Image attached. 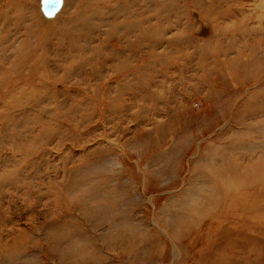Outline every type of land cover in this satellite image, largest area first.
Listing matches in <instances>:
<instances>
[{
    "label": "rangeland",
    "instance_id": "1",
    "mask_svg": "<svg viewBox=\"0 0 264 264\" xmlns=\"http://www.w3.org/2000/svg\"><path fill=\"white\" fill-rule=\"evenodd\" d=\"M61 2L0 0V78L20 69L21 55L38 53L40 30L50 25L58 35L47 59L60 66L23 92L43 104L32 100L23 114L16 106L18 121L1 138L0 159L18 166L0 172L17 181L11 187L8 178L0 198V255L16 244L39 249L36 262L45 264H196L231 221L260 238L264 0L108 9L95 33L80 25L84 53L56 47L66 29L60 19L70 18ZM108 18L110 26L100 21ZM182 136L189 140L172 149ZM250 240L244 258L260 261Z\"/></svg>",
    "mask_w": 264,
    "mask_h": 264
},
{
    "label": "bare ground",
    "instance_id": "2",
    "mask_svg": "<svg viewBox=\"0 0 264 264\" xmlns=\"http://www.w3.org/2000/svg\"><path fill=\"white\" fill-rule=\"evenodd\" d=\"M172 2L177 3L179 2V0H172ZM194 2H195V5L199 4L198 0H194ZM61 3L63 5L62 9L67 7L65 13L69 14L70 18L67 19L66 17H64L65 21L63 19H60V24L62 23L63 26H66V29L57 39L56 47L60 49L68 47V49L71 52L78 51V52H83V53L85 52L86 49L84 47L82 48L79 47L80 45H79V36H78V30L82 23H85L83 25L88 27L89 32L95 33L94 30L95 31L97 30V25H95V21H96V18H98L100 15L104 16L105 14H110V11L123 12L121 10H125L127 12H132L133 8H135L136 6H138V8L142 6L141 0H66V1L63 0V2ZM21 5L23 7V8L21 7V13L22 12L24 13L26 11L27 4L25 2L24 3L22 2ZM58 8L60 7L58 6ZM108 9L110 11H108ZM53 11H56V10H53ZM57 12L59 14L61 11L60 12L57 11ZM57 15L55 16V18L57 17ZM54 19H49V21L54 20ZM100 21L110 26V22H111L110 18L101 19ZM68 25H72L73 27L70 28ZM113 26L115 27L114 23H113ZM54 30H56L55 26H52V25L48 27L46 26L45 29H41L40 33L42 35H41V38L39 39L40 45L38 46L39 47L38 53L35 55H32V54H29L30 51H28V53L21 55L22 57L18 59L20 69L15 70L13 68L11 69V74L9 75L8 78H6L5 75H3L0 78V86L5 87L0 94V99L3 98L2 96L4 93L10 90V92H8L6 95V97L8 96L9 97L7 99L6 98L3 99L2 101L0 100V150L3 149L4 147V144H1L3 141L1 138L5 136L7 132H9L10 130L12 131L13 128L15 127V123H17L18 121V115L14 114V109H16V106H20L22 108V114H23L25 113V111H27V106L31 105L32 100L34 101L35 105L43 104V102L41 101L42 98H37L36 95H34V93L28 92L24 94L23 92L30 89V87L33 84V81H35L36 78L39 77L42 79L43 77L45 78L47 75L56 76V73L60 69L59 65L52 66L51 61L47 59L46 49L51 43L50 39L51 37L58 35V34L56 35L54 34ZM29 35L34 36V33L30 32ZM84 35H87V33H84ZM68 39H71V43H68V45H66L65 42H67ZM30 42H31V39L30 40L26 39V44L24 43L27 49L29 48V46L31 47ZM25 50L22 49L21 52L23 53ZM33 52L36 53V50H33ZM30 59H32L33 62H31ZM90 62H92L90 58H83V61H82L83 64L90 63ZM107 62H108V59H105V64ZM78 66L79 65H77V63L74 62L70 67L71 68L70 72L77 70ZM7 83H10L8 87L5 86ZM41 85L45 86L46 83H42ZM20 93H23L24 95L21 94L20 96ZM70 108L78 109L77 107H74V106ZM3 126L4 128L7 127V129L5 130ZM224 127L225 126H223V128ZM151 136H152V133L146 135L145 143L152 141V139H150ZM177 136H181V135L177 134L176 137ZM185 137L182 136L178 138L176 140L177 145L172 147V149H176L179 143L181 144L182 142H186L189 140V138L187 137L185 138ZM4 141H6V139ZM164 142H165L164 140H161V143H164ZM27 156L26 158H29V156L28 157ZM27 161L29 162V160ZM33 163H34L33 161L29 162V165H27L26 167L33 168L34 167ZM110 164H109V167H110ZM16 166H18V164L8 165L6 161L3 162L0 159V167H4L3 169H0L1 170L0 172L4 170L10 171L8 169L10 168L15 169ZM3 178H4V175H0V191L3 192V193H0L1 199L2 197H6L7 195V193L4 192L3 188L8 178L10 179L9 183L12 184L10 186L17 187L16 185L17 181H16L15 176H10L8 178L6 177L5 179ZM213 190H215V192L218 195H220L221 193L224 195H227V193L224 190L220 191L221 193L216 188H214ZM225 198L226 197H224V199ZM249 205L247 209H249ZM255 215H256V212H255ZM218 230L219 232L217 235L218 236L217 245L214 246L213 248H210L208 253L204 254L203 255L204 257H201L199 262H197L196 264H264V240L261 238L262 235L264 236V234H261L260 238L252 241L250 240L249 237L244 236V234L242 233V227L238 225L237 222H233V221H231L229 227L222 225L218 227ZM51 233L55 234L54 229H51ZM249 240L254 243L253 245L258 246V249L263 253L262 259L260 261L259 259H257V260H253V263L251 262L249 263L247 259L244 258V253L242 252L243 250L242 245H243V242H247ZM15 245L16 244L14 245L9 244L7 246V248L5 249L7 250V252L5 253V256L0 255V264H45V263L36 262L38 259V257L36 256V253L40 254L39 249L33 250L30 253H27L26 251L22 252L21 251L22 248L20 250L15 249L18 247ZM33 246H38V245L33 244ZM172 250L174 251L173 247H172ZM175 253L179 254L180 252L176 250ZM177 254H174L173 258H177L176 256ZM172 255H173V252H172Z\"/></svg>",
    "mask_w": 264,
    "mask_h": 264
}]
</instances>
